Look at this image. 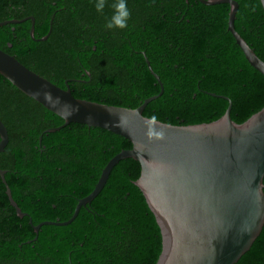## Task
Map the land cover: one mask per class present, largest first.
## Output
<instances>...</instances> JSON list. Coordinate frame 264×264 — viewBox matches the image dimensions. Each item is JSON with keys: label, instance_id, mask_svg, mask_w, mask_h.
Segmentation results:
<instances>
[{"label": "trees", "instance_id": "trees-1", "mask_svg": "<svg viewBox=\"0 0 264 264\" xmlns=\"http://www.w3.org/2000/svg\"><path fill=\"white\" fill-rule=\"evenodd\" d=\"M234 27L264 61V12L259 0H235ZM115 0L102 13L94 0H0V49L80 99L134 108L159 91L140 51L163 85L142 114L171 124L209 122L231 101L237 123L264 106V76L249 65L226 29L228 4L198 0H127L125 29H107ZM89 72V75H87ZM0 120L8 142L0 168L11 196L33 224L64 221L88 194L105 163L131 143L104 128L63 121L0 75ZM40 137V139L38 138ZM139 163L126 157L111 169L99 193L67 225H41L37 238L9 204L0 180V264H155L161 237L133 181ZM264 185V176L262 179ZM264 192V187H263ZM234 264H264V224Z\"/></svg>", "mask_w": 264, "mask_h": 264}, {"label": "water", "instance_id": "water-1", "mask_svg": "<svg viewBox=\"0 0 264 264\" xmlns=\"http://www.w3.org/2000/svg\"><path fill=\"white\" fill-rule=\"evenodd\" d=\"M198 1L206 5L228 4L226 29L249 65L264 76V61L234 27L237 1ZM259 3L264 12V0ZM52 17L47 32L39 38L34 37L32 15L1 20L0 26L30 20L29 37L44 40L50 33ZM140 54L159 91L131 108L76 98L71 94L68 80L60 87L0 49V75L62 119L59 126L47 128L45 132L78 122L104 128L131 143L130 148L121 149L109 158L92 190L76 201L68 219L46 220L35 225L29 221L35 235L26 243L37 238L41 225L69 224L80 207L103 188L113 166L130 157L140 165L133 183L141 191L160 232L161 247L155 264H234L250 248L264 224V106L237 123L229 114L230 99L207 92L228 101L224 113L215 120L182 125L143 116V108L162 93L163 85L145 52ZM44 90L66 101L75 111L66 118L59 114L42 95H36ZM118 118L119 124L114 123ZM7 142V129L0 120V152ZM5 172L0 168V180L9 204L21 217L24 213L11 196Z\"/></svg>", "mask_w": 264, "mask_h": 264}, {"label": "clouds", "instance_id": "clouds-1", "mask_svg": "<svg viewBox=\"0 0 264 264\" xmlns=\"http://www.w3.org/2000/svg\"><path fill=\"white\" fill-rule=\"evenodd\" d=\"M105 3L106 0H94L95 10L102 13ZM111 7L113 9L112 14L110 17L106 18L104 27L107 29H125L128 26V19L130 17L127 0H115ZM36 95H42L44 101L49 103L50 107H53V109H55L59 114H62L65 118L75 111V109L71 108L66 101H61L58 96L54 98L50 91L44 90L43 92H37ZM53 99L55 100L54 103H52ZM114 123L119 124V118L114 121Z\"/></svg>", "mask_w": 264, "mask_h": 264}, {"label": "flooded vegetation", "instance_id": "flooded-vegetation-1", "mask_svg": "<svg viewBox=\"0 0 264 264\" xmlns=\"http://www.w3.org/2000/svg\"><path fill=\"white\" fill-rule=\"evenodd\" d=\"M39 138V137H38ZM5 178V177H4ZM18 206V205H17ZM19 207V206H18ZM13 208V207H12ZM20 208V207H19ZM14 209V208H13ZM20 210H21V208H20ZM14 212L16 213V211H15V209H14ZM21 212H23L24 213V215H22L21 217L20 216H18L17 214V216L18 217H20V218H23V217H26L27 218V220H28V223L30 224V222L29 221H31V224H33L32 223V219H31V217L28 215V213L27 212H25V211H23V210H21ZM49 221H60V220H49ZM30 224V225H31ZM35 225V224H34Z\"/></svg>", "mask_w": 264, "mask_h": 264}]
</instances>
